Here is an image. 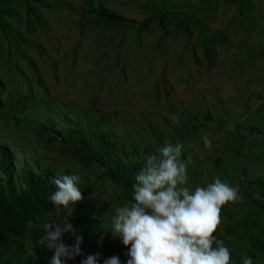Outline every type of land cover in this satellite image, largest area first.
Masks as SVG:
<instances>
[{
  "label": "rangeland",
  "instance_id": "rangeland-1",
  "mask_svg": "<svg viewBox=\"0 0 264 264\" xmlns=\"http://www.w3.org/2000/svg\"><path fill=\"white\" fill-rule=\"evenodd\" d=\"M87 1L32 0L28 5L26 0H0V8L12 15L0 14L9 25L6 32L0 26V79L6 88L0 107V143L14 151L19 163L27 161L31 167L37 161L54 163L69 175H78L84 192L81 215L99 216L108 225L111 205L121 206L132 196L103 178V167L90 165L53 142L48 133H39L41 124L56 121L59 114L98 117L129 147L131 158L143 161L149 156L145 146L158 152L152 125L165 145L183 141L190 186H206L219 177L264 204V191L248 185L252 180L264 181L260 47L251 44V51L242 47V54L250 52L249 60L256 61L241 62L238 43L225 44L209 28L199 0H95L130 20L149 21L148 30L82 22L76 11ZM151 7L159 12L153 15ZM205 28L210 58L203 49ZM246 138L249 142L239 156ZM132 144L139 150L133 152ZM227 208L234 220L221 215L217 235L236 256L254 254L253 262L264 264V255L248 241L250 235L264 239V211L250 201ZM68 211L61 208L45 219L62 223ZM76 216L74 209L71 223ZM246 221L252 225L249 230ZM101 240L92 252L101 254L100 264L111 256L126 264L128 249L119 239L112 236V246L104 241L101 245ZM64 242L69 244L65 238ZM23 245L25 255L20 260L16 251L4 256L2 264H28L32 244ZM232 264L240 263L232 258Z\"/></svg>",
  "mask_w": 264,
  "mask_h": 264
},
{
  "label": "clouds",
  "instance_id": "clouds-1",
  "mask_svg": "<svg viewBox=\"0 0 264 264\" xmlns=\"http://www.w3.org/2000/svg\"><path fill=\"white\" fill-rule=\"evenodd\" d=\"M157 151L158 155L145 157L143 169L135 175L131 200L111 205L105 235L119 239L128 249L126 264H232L231 250L217 232L222 208L240 199L238 189L219 177L206 186H190L188 165L181 159L183 145L168 143ZM80 179L71 174L53 180L56 190L49 199L69 211L62 223L43 225L42 243L53 252L49 264H68L85 255L83 234L71 223L74 209L83 200ZM66 236L74 242L66 244ZM100 261V253L89 254L81 264ZM103 264L123 262L111 256ZM243 264L254 262L244 256Z\"/></svg>",
  "mask_w": 264,
  "mask_h": 264
},
{
  "label": "trees",
  "instance_id": "trees-1",
  "mask_svg": "<svg viewBox=\"0 0 264 264\" xmlns=\"http://www.w3.org/2000/svg\"><path fill=\"white\" fill-rule=\"evenodd\" d=\"M32 0H26L29 5ZM152 14L159 12L157 7H151ZM77 16L82 22H99L112 26H138L140 30H148L150 22L138 23L130 20L116 12L111 11L104 3L95 0L87 1L80 5L76 11ZM0 14L12 16L7 11L0 8ZM2 31L9 30V25L0 20ZM206 29V28H205ZM203 29L201 36L203 40V49L206 56L210 58L211 46L208 29ZM6 91L5 84L0 79V107L3 106V94ZM48 114L51 111H47ZM56 121H49L41 124L40 132L49 134L53 142L60 143L73 152L75 156L85 159L90 165H98L104 168L103 178L109 180L116 186L122 188L132 196V185L135 183V175L139 173L145 164L142 159L136 160L129 155L130 149L123 146L110 128L105 129L103 122L98 121V117L85 115V118L65 114H59ZM150 131L155 145L159 149L165 145V141L159 129L150 125ZM226 137L230 133L225 132ZM248 139L243 140V145L238 149V155H243V149ZM183 145V141L179 140ZM148 147V146H147ZM146 148L149 155H158V152ZM133 152L138 151V145L131 146ZM181 159L186 162L187 156L184 151ZM218 164V161H216ZM59 175H69L60 170L54 163L42 165L40 161L31 167L27 161L19 163L14 151L6 144L0 143V264L3 263L4 256L13 255L18 252V260L25 255L24 242H31L32 256L27 258L28 264H49L53 252L44 247L42 237L45 235L43 225L51 223L45 219L46 216H56L61 209L55 206L49 197L56 190L53 180ZM250 186H256L264 191V181L252 180L248 182ZM79 187L83 192V185ZM240 199L235 202L237 205H245L247 201L252 202L264 211V204L256 200L248 193H240ZM232 204V203H230ZM225 205L221 210V215L233 221V214L228 211ZM76 218L72 223L75 229L83 234L84 243L82 250L84 256L77 257L74 261H68V264H81V261L89 254H92L93 248L97 244L99 237H103L106 245L112 246V236L105 235L108 231L106 224L101 217L90 215L83 217L79 205L75 208ZM55 223V222H54ZM245 229L252 226L248 221L244 223ZM249 230V229H248ZM249 234V233H247ZM65 240L69 244L74 242L68 236ZM248 241L252 249L259 251L264 255V239L250 235ZM115 244V243H114ZM240 264L243 259L232 253ZM252 260L256 259L254 254H250ZM255 264V263H254Z\"/></svg>",
  "mask_w": 264,
  "mask_h": 264
},
{
  "label": "crops",
  "instance_id": "crops-1",
  "mask_svg": "<svg viewBox=\"0 0 264 264\" xmlns=\"http://www.w3.org/2000/svg\"><path fill=\"white\" fill-rule=\"evenodd\" d=\"M199 1L204 6L200 11L209 18V28L216 30L226 40L225 44L228 41L238 43L241 62L247 63L250 55V52L242 54L241 48L251 51V44H257L261 49L259 55L264 56V0H211L212 3L209 0ZM250 59L251 62L256 61Z\"/></svg>",
  "mask_w": 264,
  "mask_h": 264
},
{
  "label": "water",
  "instance_id": "water-1",
  "mask_svg": "<svg viewBox=\"0 0 264 264\" xmlns=\"http://www.w3.org/2000/svg\"><path fill=\"white\" fill-rule=\"evenodd\" d=\"M263 135V134H262ZM264 136V135H263ZM249 142V141H248ZM248 146V145H247ZM246 158V153H244V160ZM245 179H246V176H245V171L243 172V181H242V185L244 184L245 182Z\"/></svg>",
  "mask_w": 264,
  "mask_h": 264
},
{
  "label": "built area",
  "instance_id": "built-area-1",
  "mask_svg": "<svg viewBox=\"0 0 264 264\" xmlns=\"http://www.w3.org/2000/svg\"><path fill=\"white\" fill-rule=\"evenodd\" d=\"M255 1H260V0H255Z\"/></svg>",
  "mask_w": 264,
  "mask_h": 264
}]
</instances>
